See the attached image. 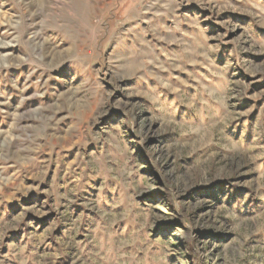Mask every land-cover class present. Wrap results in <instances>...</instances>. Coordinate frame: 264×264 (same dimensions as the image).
Listing matches in <instances>:
<instances>
[{
  "label": "rangeland",
  "instance_id": "rangeland-1",
  "mask_svg": "<svg viewBox=\"0 0 264 264\" xmlns=\"http://www.w3.org/2000/svg\"><path fill=\"white\" fill-rule=\"evenodd\" d=\"M0 264H264V0H0Z\"/></svg>",
  "mask_w": 264,
  "mask_h": 264
}]
</instances>
